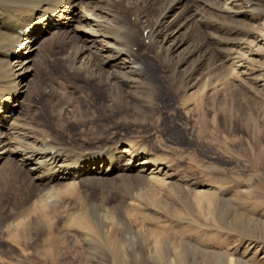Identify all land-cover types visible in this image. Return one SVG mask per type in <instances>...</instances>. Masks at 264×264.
Wrapping results in <instances>:
<instances>
[{
    "label": "bare ground",
    "instance_id": "obj_1",
    "mask_svg": "<svg viewBox=\"0 0 264 264\" xmlns=\"http://www.w3.org/2000/svg\"><path fill=\"white\" fill-rule=\"evenodd\" d=\"M90 1L95 8L77 16L72 0H0V168L5 176L10 170L16 172L13 178L21 208L16 217L5 218L2 241L21 244L25 252L42 234L47 244L43 259L56 262L57 250L53 255L52 249L55 244L61 247L63 239L53 237L58 228L54 216L63 211L74 245L88 250L92 262L150 261L149 254L148 258L137 252L127 257L120 240L111 238L113 230L109 227L118 223L116 217L122 204L143 212L145 219L152 221L160 214L154 210L160 204L158 199L166 192L174 193L182 184L185 189L181 197L205 219L201 224L197 219L196 224L209 228L219 223L221 208L229 204L224 197L229 180L216 163L202 168L218 186L189 180L183 171L184 159L172 152L167 143L150 136L147 124H155L154 119L160 122L165 114L169 124L158 126L162 132H168L167 128L181 129L188 137L212 138L230 136L235 125L243 128L249 123V103L264 101V68L257 66L264 60V0H119L122 6L115 10L111 7L115 0ZM175 9L178 13L169 20ZM123 15L136 22L128 23ZM52 16H56L55 22H60L62 29L75 21L88 29L57 31L49 20ZM182 29L186 31L185 38L177 39ZM78 32L87 37L77 40L74 35ZM44 33H53L49 46H65L66 56L56 60L68 69L75 89L87 92V100L71 111L72 116L83 122L79 123L81 126L99 129L92 136L97 140L93 147L104 145L102 150L87 151L60 143L20 117L24 109L21 100L27 93L22 92V85L34 71L29 72L34 63L32 55L39 52L36 45ZM194 37L205 44H193ZM81 61L82 66H78ZM221 72L225 75L217 76ZM68 102L71 104L72 100L62 103ZM160 105L172 111L164 112ZM17 110L20 115L12 116ZM254 114L257 118L259 108H254ZM134 116L141 118L142 126L129 121ZM255 117L252 120L257 127ZM98 122L100 125L95 126ZM197 125L203 129L201 133ZM110 130L118 133L109 134L111 139L104 140L103 132ZM87 141L81 146L93 145ZM120 185L151 190L141 192L140 198L130 194L114 205L112 191ZM60 197L64 199L54 204L53 200ZM91 211H97L100 218ZM225 215L229 219V213ZM156 233L150 232L149 238L156 245L157 259H166L168 264H188V260L196 264V253L189 246L187 250L185 246L170 247L174 248L173 259L161 256V245L166 239ZM3 253L0 248V264H4ZM224 260L226 264L235 263Z\"/></svg>",
    "mask_w": 264,
    "mask_h": 264
},
{
    "label": "rangeland",
    "instance_id": "obj_2",
    "mask_svg": "<svg viewBox=\"0 0 264 264\" xmlns=\"http://www.w3.org/2000/svg\"><path fill=\"white\" fill-rule=\"evenodd\" d=\"M73 1H75L74 11L77 16L86 11L90 12L91 9L95 8L94 3H92L90 0H72V2ZM121 6L122 5L120 4L119 0L111 1L112 9H119L121 8ZM161 10L162 6L159 7V11ZM176 13H178V10L176 9L171 11L168 17L169 20H172ZM123 18L126 19L130 24H134L136 22V19L130 16L127 17L126 15H123ZM63 25L65 27V22ZM61 26L62 25H56L54 28L56 29L57 27V31H66L70 28L72 32L73 29H79L80 32H82V29L86 27V25L80 24L79 21L72 22L69 25L70 27H63L64 29H62ZM87 29L88 28H85L86 31ZM80 32L74 35L77 40H80L81 38L83 39V37H87L85 33ZM184 34L186 35V31L185 29H182L181 31H179L176 38L183 39L185 38ZM120 36H122V34H120ZM52 38L53 33H44V35L40 39L38 38L40 41L38 42L36 47H38V49L40 48L41 50L39 49V52L37 54L32 55L34 63L29 72H32L33 69L34 71L31 75L28 76L26 84L24 83L22 85V92L27 91V93L23 94V98L21 100L24 104V109L22 108L23 113L20 115L18 114L19 110H17V112L15 111L12 113V116L15 117L20 115L24 122H29L30 125L37 127L39 130H43L50 137L58 140L60 143H68L71 146H76L77 149L81 150H102L104 148V145H101L100 148H96V146L93 147L94 143L97 140L95 138H92V136H96L98 134L97 130L99 129L95 130L94 128H92V125H86L85 127L81 126L83 122H80V120L76 121L72 116L71 111L79 108V106H81V104L87 100V92L86 90L82 92L81 89L76 90V86H74L75 84H73L74 81L67 71L68 69L66 68V70L64 65L63 67L60 66V61L57 60H60L61 57L64 58L66 56L64 54L65 46L55 44L49 46V41ZM172 40L174 39H172L171 37V41ZM192 42L193 44H200L202 42L204 43L205 41H200L198 38L194 37L192 38ZM159 55H161V53ZM163 61L165 62V60ZM82 64L83 62L78 64V66H82ZM257 66L259 68L263 66L264 68V60ZM152 68L155 70L153 66ZM224 75V72L217 73V76L220 77H223ZM19 76L20 75H18L16 79H18ZM24 86H26L27 88ZM78 90H80V92ZM68 92H70V94ZM170 92L172 95H174L173 89H170ZM81 93H83L84 95H81ZM71 96L72 99H70ZM63 98H66V100ZM67 100H72L71 104L70 102L65 104L62 103L66 102ZM55 101L57 102L55 103ZM61 105L63 108L62 111L60 110ZM252 105L251 103H249V110L250 108H252L250 116L253 118L249 116V123H247V125L243 128L239 125H235L234 129L236 132L234 131V133L230 136L224 135V137H221L220 135L212 138H196L195 136L188 137L183 132V130H174L172 128H167L168 132L164 133L158 126L169 124L168 120H166L167 115L165 114L164 117L163 115H161L160 122H157L156 119L153 120L155 124L151 122L153 127L150 123L147 124V128L150 129L151 127L150 131L148 129V134L150 136H152L158 142H163L164 144L167 143L170 146L172 152H175V154H177L180 158L184 159L185 162L183 171L186 177H189V180L194 179L196 181V184H203V186L207 184V186L209 185L210 187L218 186V184L214 182L212 183L211 180H209L210 178L206 170H204L203 168L214 163L221 166V168L224 169V173H226L229 180L224 187L226 190L224 197H226L225 199L228 200L229 204L227 206L225 205V208H221V212L222 210L223 212L221 214L219 223L209 228L200 227L198 226V224H196L197 219L200 224L202 222L204 223L205 219L200 214H197V212L194 210V207L188 204L184 200V198L181 197L182 192L185 189L182 184L177 186L176 190H174V193L166 192L161 196V199H158V202L160 204L157 203L154 210H157L160 214L158 216H154L152 218V221L151 219H145V215L143 214V212L138 211L135 208H131L126 204H122L120 213L118 212V216L116 217L118 223H116L113 227H109L113 230L111 238L120 240L121 246L124 247L125 250L123 251L126 253L127 257L132 256L136 252L137 254H141L138 256L148 258L149 254V258L150 256L152 257L150 261H138V263L129 262L128 264H168V262H166V259H157L155 251V249L157 248L154 244V241L149 238L150 232H157L158 234L160 232L165 236L166 242L164 243L165 245H161V247L163 248V254L161 256L166 257V255H168L170 259H173L172 255H174V248L170 249V247L176 246L181 249H184L186 247L185 250H187V246H189L188 248H191V251H194V253H196V264H226V260H224V258L228 259V262L230 260L235 261V263L233 262V264H264V101L259 100L257 104L255 103ZM254 108H259L260 114H258L257 118L254 116L256 115L254 114ZM159 109L164 112H170L169 110H171L164 109V105H160ZM254 117L258 119L257 127L254 125ZM193 118L195 119V117ZM129 121L132 122L133 125L136 124L137 127H139V125H143L141 118L138 116L130 118ZM38 122H40L41 124ZM98 125H100V123L96 124L95 126ZM197 130L200 133L203 131V129L198 125ZM103 133V139L106 140L107 138L111 139L110 135L113 133H118V131L113 132L110 130ZM4 134V138L7 137V133L4 132ZM86 137H88V139ZM41 138L42 137H40V141H42ZM85 139L86 141L89 140L90 142H87L93 145L86 147L81 146ZM256 139L258 140V143ZM34 141L35 140H31V142ZM239 141L240 143H238ZM37 145H40V142H38ZM257 145L258 147L256 148ZM2 168L3 167L0 168V248L4 250L2 256V262L4 264H113L111 262H92L89 259L91 256L89 255L88 250L83 247L74 245L75 239L71 238L73 237V232L68 227V223L65 222L67 216L64 215L63 211H61L60 213H55L54 216L57 223L56 225L59 229H54L55 231H58H54L53 237L57 236L55 237L56 239H63L60 244L66 245V247L65 245H62L61 247L60 245H54L52 254L54 250H57L56 252H54V254L57 256H54L57 259L56 262H50L43 259V257L47 255V244L44 243L45 240L43 239L44 237L42 236V234H39L38 237L35 238L33 244L27 250H25V252L21 244L16 245L11 242L7 243L6 240L2 241L4 236L2 235L1 229L6 226L4 225L5 218L7 217V215L16 217L21 210L19 206L20 204L18 203L20 202V197L16 195L14 181L15 177L13 178V175L16 172H12V170H10V172L7 173L8 175L6 174L5 176L2 175V171H4L2 170ZM249 188L250 191L247 192ZM139 189L142 188H138L137 186H132V188H125L123 187V185H120V187H117V190L114 189L112 191L114 193V196L112 198L114 200V205H118V203L122 202L123 198L128 197V195L130 194H134V196H136L135 198H140L141 192V194H143L146 191L151 190L147 189L140 191ZM239 189L240 191L237 192ZM244 190V194L241 195L240 192H243ZM62 199H64V197H60L58 200L54 199V204L58 201L61 202L60 200ZM71 199L73 200V198ZM69 210L70 209H68V212H70ZM91 212L92 214L94 213V216L99 217V214H96L97 211ZM227 212L229 213V219H226L225 214ZM150 213V216L154 215L153 211H151ZM98 221L101 226L104 225V221L100 219H98ZM65 237L66 239H64ZM41 240L44 241L41 243ZM34 244L36 245V247ZM181 246H183V248ZM33 247H35V250H33ZM105 252L110 253L109 250H105ZM23 253L25 254L23 255ZM201 253L203 254V257ZM86 254L88 255V257ZM61 256L63 258H60ZM155 256L156 260L154 258ZM37 257H39V259ZM204 257L207 259H205ZM191 261L192 260H188V264H191ZM185 262L183 261L182 263L187 264V261Z\"/></svg>",
    "mask_w": 264,
    "mask_h": 264
}]
</instances>
